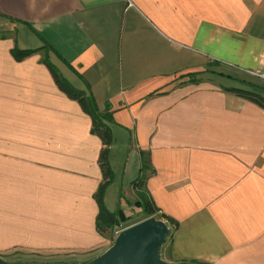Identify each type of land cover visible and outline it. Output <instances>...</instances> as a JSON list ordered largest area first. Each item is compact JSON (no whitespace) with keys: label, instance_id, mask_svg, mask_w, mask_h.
I'll return each instance as SVG.
<instances>
[{"label":"crops","instance_id":"1","mask_svg":"<svg viewBox=\"0 0 264 264\" xmlns=\"http://www.w3.org/2000/svg\"><path fill=\"white\" fill-rule=\"evenodd\" d=\"M44 56L111 115L109 212L143 152L141 191L178 222L165 261L264 264V107L227 91L264 98V0H0V256L85 263L108 246L102 144Z\"/></svg>","mask_w":264,"mask_h":264},{"label":"trees","instance_id":"2","mask_svg":"<svg viewBox=\"0 0 264 264\" xmlns=\"http://www.w3.org/2000/svg\"><path fill=\"white\" fill-rule=\"evenodd\" d=\"M44 49H48V47L45 46ZM39 51L40 50L20 51L17 48H14L11 51V54L14 57V59L19 62L25 59L26 57H29ZM41 62L49 70L58 89L62 93H64L68 98L76 101L83 110V112L90 117L92 123L91 134L97 136L101 141L102 147L99 152L98 165L102 173V182L95 195V199L98 205V214L96 217L95 225L98 234L102 238L107 239L106 234H108L110 228L116 224V220L120 218L121 219L124 218V215L121 211H117L115 213L109 212L105 208L104 203L102 201L103 191L112 179V172L108 163V147L110 146L112 140L111 131L108 126V124L111 122V115L108 111L98 112L97 107L93 102L92 98H90V96H87L83 92L72 88L66 82V80L60 75L56 67L51 64L47 56H44ZM227 91L232 92L235 95L240 96L250 102L256 103L261 107H264V98L256 93L250 91H243V90H227ZM140 156H141L140 176L138 177L136 183L134 184V188L137 189V196H138L137 204L142 207L144 213L146 214V216L140 220L150 217H154V218L158 217L157 219L165 221L170 228V232L167 237V241H168L172 237L176 229L178 228V222L172 219L171 217L161 213L159 209L155 206L152 199L146 193L141 191L147 176L151 174L152 171L150 168L149 158L143 152L140 153ZM167 241H165V243H167ZM160 250H159V254H160ZM180 264H185V263H180ZM194 264H199V263H194Z\"/></svg>","mask_w":264,"mask_h":264},{"label":"water","instance_id":"3","mask_svg":"<svg viewBox=\"0 0 264 264\" xmlns=\"http://www.w3.org/2000/svg\"><path fill=\"white\" fill-rule=\"evenodd\" d=\"M170 232L168 224L154 217L129 224L116 236L112 245L87 263L45 264H176L160 258L159 250ZM0 264H41L8 262L0 257Z\"/></svg>","mask_w":264,"mask_h":264},{"label":"rangeland","instance_id":"4","mask_svg":"<svg viewBox=\"0 0 264 264\" xmlns=\"http://www.w3.org/2000/svg\"><path fill=\"white\" fill-rule=\"evenodd\" d=\"M122 195H123V197L128 198L127 199L128 201H126V202H129L130 204H129V206H127L125 208L127 214L126 215L123 214L124 218L123 219H121V218L117 219L116 224L113 225L110 228V231L108 232V234H106V238H107L106 241H107V245H108L107 248H109L112 245L114 239L116 238L115 231L117 229H120L122 226H127L129 224L135 223V222L139 221L140 219H142L146 216L142 207L136 203L138 201L137 193L135 195V193L133 194L131 191H127L124 193H122V191H121L120 196H122ZM166 241H167V239H166ZM102 253H100V254H102ZM159 255H160V258L163 260H165L167 258V245H166V243L162 246ZM0 257L3 260L8 261V262L41 263V264H45V263H67L68 260L75 259V257L66 256L64 254H32V253H22V252H10L8 254L1 255Z\"/></svg>","mask_w":264,"mask_h":264},{"label":"built area","instance_id":"5","mask_svg":"<svg viewBox=\"0 0 264 264\" xmlns=\"http://www.w3.org/2000/svg\"><path fill=\"white\" fill-rule=\"evenodd\" d=\"M124 227H125V226H122L120 229H117V230L115 231V236H117V235L123 230Z\"/></svg>","mask_w":264,"mask_h":264}]
</instances>
